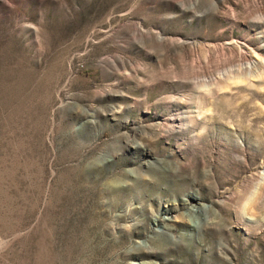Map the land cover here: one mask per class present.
Segmentation results:
<instances>
[{
	"label": "rangeland",
	"instance_id": "obj_1",
	"mask_svg": "<svg viewBox=\"0 0 264 264\" xmlns=\"http://www.w3.org/2000/svg\"><path fill=\"white\" fill-rule=\"evenodd\" d=\"M0 264H264V0H0Z\"/></svg>",
	"mask_w": 264,
	"mask_h": 264
},
{
	"label": "bare ground",
	"instance_id": "obj_2",
	"mask_svg": "<svg viewBox=\"0 0 264 264\" xmlns=\"http://www.w3.org/2000/svg\"><path fill=\"white\" fill-rule=\"evenodd\" d=\"M192 52H195L194 46L191 47ZM191 52V51H190ZM198 59V58H197ZM197 64L199 63L198 60H196ZM196 64V63H195ZM197 67V66H196ZM194 65V71L198 72ZM200 70V69H199ZM182 119L180 118L178 113H171L168 117L166 118H161L156 121L157 127H163V126H168L171 130L177 129L180 130L182 128ZM166 122V123H165ZM165 123V124H164ZM163 124V125H162ZM209 207V206H208ZM207 207V208H208Z\"/></svg>",
	"mask_w": 264,
	"mask_h": 264
}]
</instances>
